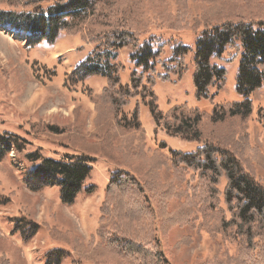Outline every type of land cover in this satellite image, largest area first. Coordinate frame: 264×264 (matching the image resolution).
<instances>
[{"label": "trees", "instance_id": "16d2710c", "mask_svg": "<svg viewBox=\"0 0 264 264\" xmlns=\"http://www.w3.org/2000/svg\"><path fill=\"white\" fill-rule=\"evenodd\" d=\"M43 1L27 0L34 6L29 12L1 10L0 30L27 37L26 46L31 47L42 42L53 44L61 34L81 35L95 47L71 78L78 83L101 77L107 80V86L100 95L91 97L95 117L89 136L80 129L68 131L40 123L42 131L74 136L83 146L74 144L79 154L67 155L64 160L44 157L40 150L27 152V161L38 165L24 176L23 183L33 192L58 185L61 202L73 205L83 190L93 192L86 183L97 158L117 168L100 208L97 247L94 239L86 246L78 237L55 228L50 229L51 236L67 242L73 253L92 264H171L157 237L158 217L162 226L166 222L190 223L199 213L208 221L216 210L217 186L225 178L224 197L232 217L222 221V240L237 246L234 263L264 264V183L248 167V136H243V122L253 114L251 96L264 85V19L253 21L238 13L217 10L209 19L212 22L200 27L159 25L161 29L198 31L193 52L195 95L214 105L211 114L182 106L163 112L154 90L156 79L168 82L171 74L182 78L185 59L192 52L189 45L182 41L174 44L172 57L162 62L166 73L161 75L156 68L163 45L156 48L152 40L141 43L151 25L146 12L139 5L135 7L134 0H47L53 2L49 7L35 6ZM123 49L131 51L129 58L135 65L128 84L122 83L125 65L118 59ZM229 50H240L234 57L239 55L235 91L242 100L220 105L215 98L226 87L228 70L219 62L224 61ZM134 98H140L148 109L159 134L200 146L187 153L170 149L171 163L160 152L150 155L145 145L141 103L136 104L131 117L123 111ZM258 118L264 126V108L259 110ZM28 144L16 133H0V162L12 151H25ZM161 146L168 148L165 143ZM169 167L173 181L166 184L160 173ZM179 182H185L184 190H180ZM177 193L185 201L176 213H170L165 203ZM15 222L24 242L32 240L40 230L38 223L25 218H16ZM69 256L68 251L52 249L46 253L45 264H62ZM0 264L9 261L2 257Z\"/></svg>", "mask_w": 264, "mask_h": 264}, {"label": "rangeland", "instance_id": "374dc122", "mask_svg": "<svg viewBox=\"0 0 264 264\" xmlns=\"http://www.w3.org/2000/svg\"><path fill=\"white\" fill-rule=\"evenodd\" d=\"M26 1L0 0V11L34 10V6ZM52 3L44 0L35 6L47 8ZM134 5H139L146 12L151 25L148 32L141 37V43L152 40L156 48L163 45L156 73H166L162 62H167L172 57L174 44L182 41L192 49L185 59L186 72L181 79L172 74L168 82L156 79V84L163 85L158 104L160 102L167 111L174 106H182L211 114L214 105L210 101L198 100L195 95L193 52L198 31L191 28L212 22L209 19L217 10L238 13V16L243 15V18L253 21L264 19V0H134ZM208 11L213 13L208 14ZM165 23H177L180 26L187 24L191 30L159 28V25ZM26 38L17 33L0 30V133H16L30 143L25 151H12L7 159L0 162V258H6L9 264H45L46 253L58 248L70 253L62 264H92L81 259L76 252L73 253L67 242L54 239L50 229L70 233L86 246L94 239V246L97 247L100 242V208L107 184L117 168L105 159L97 158L86 183V187L92 188L93 192L89 194L83 190L73 205H64L61 202L58 185L33 192L26 188L23 178L38 165L27 161V152L40 150L44 157L61 160L67 155L79 154L74 144L79 143L80 147L83 144L78 139L42 131L43 126L40 123L43 121L68 131L80 129L89 136L94 130L95 117V106L91 97L102 93L107 86V80L90 77L76 83L71 78V73L95 47L86 43L81 35L61 34L53 44L42 42L33 47L26 46ZM128 53L131 51L123 49L118 58L121 62L124 61L122 63L125 70L121 78L122 83L124 81L126 84L135 70L130 58L127 59ZM236 53L239 54L240 50H229L224 61L219 62L227 67L228 78L225 89L215 98L217 104L228 105L242 100L235 91L239 67V55L237 59L234 58ZM251 100L253 114L246 123L243 122V127L246 124L243 136H248L245 155L249 169L264 183V126L258 118L259 110L264 108V85L251 96ZM137 103H141L140 98L132 99L123 110L125 115L131 117ZM140 111L142 125H147L150 121L153 126L149 135L145 130V145L150 155L160 152L171 163L170 149L187 153L200 146L159 134L148 109L142 103ZM204 128L206 134L209 133L208 128ZM164 143L168 148H161ZM160 178L163 183H170L173 181V170L170 167L165 168L160 173ZM226 185V179L222 178L217 186L219 195L214 199L216 210L208 221L199 213L195 214L196 218L190 223L175 225L166 222L162 226L161 217H158L157 237L171 264H236L234 258L237 246L224 242L221 235L222 221H229L232 217L224 197ZM179 188L184 190L185 182ZM184 198L178 193L170 197L165 203L168 211L176 213L185 201ZM205 199L210 201V197ZM16 218H25L40 225L38 234L29 242H24L21 232L17 230Z\"/></svg>", "mask_w": 264, "mask_h": 264}, {"label": "crops", "instance_id": "0c3cea01", "mask_svg": "<svg viewBox=\"0 0 264 264\" xmlns=\"http://www.w3.org/2000/svg\"><path fill=\"white\" fill-rule=\"evenodd\" d=\"M184 44H186V43H184ZM122 52H123V50L119 51V54L122 53ZM130 54H131V53H128L127 59L129 58ZM118 58H119V57H118ZM122 62H124V61H122ZM220 65H222V64H220ZM223 66H225V65H223ZM225 67H226V66H225ZM226 68H227V67H226ZM227 70H228V69H227ZM172 80L175 81L174 78H172ZM123 84H126V83H124V81H123ZM162 86H163V85H160V86H159L158 83H157L156 86H155V92H156V94L158 95L159 98L162 97V94H161V89L163 88ZM158 87H159V90H158ZM159 104H160V102H159ZM159 106H161V104H160ZM159 108H160L161 111H167V109L162 108V106L159 107ZM146 109H147V108H146ZM143 126H144V128H145V130H146V132H147V135H149L150 131L153 129V126H152V124L150 123V121H148V124H147V125L144 124Z\"/></svg>", "mask_w": 264, "mask_h": 264}]
</instances>
